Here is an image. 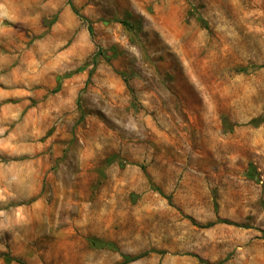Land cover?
<instances>
[{
    "label": "rangeland",
    "instance_id": "374dc122",
    "mask_svg": "<svg viewBox=\"0 0 264 264\" xmlns=\"http://www.w3.org/2000/svg\"><path fill=\"white\" fill-rule=\"evenodd\" d=\"M71 3L0 0V264H264V0Z\"/></svg>",
    "mask_w": 264,
    "mask_h": 264
},
{
    "label": "trees",
    "instance_id": "16d2710c",
    "mask_svg": "<svg viewBox=\"0 0 264 264\" xmlns=\"http://www.w3.org/2000/svg\"><path fill=\"white\" fill-rule=\"evenodd\" d=\"M68 3L71 6L73 12L88 23V30H89L90 34L92 35L94 33V30H93V27H92L91 22H89L86 18H84L83 16H81V14L79 13L78 9L75 8L72 5L71 0H68ZM131 19H132V15L131 14H128L127 15V18H125L123 20H119V22L125 28H127L129 31H132V32H141L142 31V23L139 20H136V21H133L132 22ZM263 119L264 118L254 120V121H252V124L253 125H259L263 121ZM218 224L230 225V226H234V227H238V228H245L246 227L244 224L235 223V222H232V221H229V220H225V219H219V220H217L215 222H212V223L207 224L204 227L205 228H210V227L215 226V225H218ZM94 244L95 245H102L104 247H110V248L116 249L115 245L113 243H110V242L103 243V242H101L99 240H95L94 241ZM141 257L142 256H137V257L125 256V258H124L125 259V262L123 264H128V263L134 262V261L140 259ZM5 260L8 263L17 262L18 264H27L23 260L13 258L10 255L5 256Z\"/></svg>",
    "mask_w": 264,
    "mask_h": 264
}]
</instances>
